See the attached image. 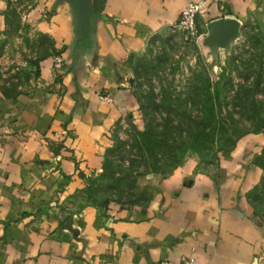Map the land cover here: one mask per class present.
Returning a JSON list of instances; mask_svg holds the SVG:
<instances>
[{"label": "crops", "instance_id": "0c3cea01", "mask_svg": "<svg viewBox=\"0 0 264 264\" xmlns=\"http://www.w3.org/2000/svg\"><path fill=\"white\" fill-rule=\"evenodd\" d=\"M188 1L0 0V28L20 3L56 51L36 67L33 90L0 91V264H160L190 254L264 264V225L248 198L264 177L253 161L264 132L240 139L216 169L188 153L144 204L74 200L102 169L116 126H143L130 56L171 30ZM206 1L200 29L242 22L262 0Z\"/></svg>", "mask_w": 264, "mask_h": 264}, {"label": "rangeland", "instance_id": "374dc122", "mask_svg": "<svg viewBox=\"0 0 264 264\" xmlns=\"http://www.w3.org/2000/svg\"><path fill=\"white\" fill-rule=\"evenodd\" d=\"M19 6L20 3L18 6H12L5 27L0 28V91L11 97L33 90L38 75L36 67L43 58L56 52L51 38L26 20L23 7ZM202 31L208 33V28H201L202 35L192 38L173 26L167 33L152 40L144 51L130 56L134 73V92L139 102L143 126L131 123L116 126L112 133V143L107 148H113L109 152V158L115 165L121 163L129 166L128 157L131 156L130 152H133V133L144 129L148 118L152 116L150 113H144L140 100L145 105L151 104L154 99L159 101L167 91L184 96L185 93L192 92V89L187 87L190 82L197 84L207 77L212 83H227L223 87L221 99L223 112L228 114L227 126L245 132L239 135L235 147L231 150L218 151V145L215 144L211 149L201 152L199 155L202 167L216 169L220 163V155L234 150L240 139L264 132V128L255 130L264 124V0L244 18L239 35L227 47L211 48L205 45ZM192 108L194 113H198L196 105ZM156 117L160 118L159 113ZM263 145L255 149L253 161ZM190 152L193 151L189 150L185 156ZM152 173L154 172L137 177V187L133 191L137 194L133 197L126 185L123 186L120 202L114 200L119 192L113 193L110 190L97 192L96 198L99 203L107 205L112 202L134 204L131 198L145 195V191L153 192L156 179L164 175L160 172L153 175ZM90 177H93L94 187L105 185L108 181L106 178L100 179L97 173H92ZM131 180L130 184L134 182L135 176H132ZM260 184L264 191V179ZM89 194L84 189L75 195L74 200L84 202L90 198ZM253 216L258 223L264 225L263 197L256 201Z\"/></svg>", "mask_w": 264, "mask_h": 264}, {"label": "trees", "instance_id": "16d2710c", "mask_svg": "<svg viewBox=\"0 0 264 264\" xmlns=\"http://www.w3.org/2000/svg\"><path fill=\"white\" fill-rule=\"evenodd\" d=\"M225 83L221 84V81L212 83L207 77L197 84L190 82L187 87L191 88L192 92L185 93L184 96L167 91L159 101L154 99L151 104L145 105L140 100L144 113H150L152 116L148 118L144 129L133 133L131 144L133 152H130L131 156L128 157L129 166L121 163L115 165L109 158V152L113 148H109L106 151L103 169L97 173L100 179L106 178L108 181L105 185L94 187L93 177H90L86 187L91 194L88 200L107 206L98 202L96 194L99 191L110 190L113 193L119 192L114 200L120 202L123 197V186L126 185L133 197L137 194L133 191L137 187L138 176L150 172L169 173L183 161L189 150L200 154L215 144L218 145V151L233 149L239 135L245 131L227 126L228 114L223 112L221 100ZM154 95L152 91L153 98ZM193 105L197 106L198 113L193 112ZM154 113H159L160 118L158 119ZM262 128L264 124L255 130L259 131ZM254 163L264 169V145L255 156ZM132 176H135V180L130 184ZM263 179L264 177L261 181ZM261 181L248 192L249 201L254 208L258 198H264ZM144 194L129 198L133 199L132 203L144 204L152 198L153 192L145 191Z\"/></svg>", "mask_w": 264, "mask_h": 264}, {"label": "built area", "instance_id": "2783aa9c", "mask_svg": "<svg viewBox=\"0 0 264 264\" xmlns=\"http://www.w3.org/2000/svg\"><path fill=\"white\" fill-rule=\"evenodd\" d=\"M207 6L206 0H189L185 7L183 8L181 15L174 25L175 28L179 29L186 36L192 38H198L202 33L200 32L198 24V15L204 10ZM63 58L61 54L54 55V66L60 67L62 65ZM102 98H105L109 101L112 100L110 95H102ZM166 264H206L203 260L196 257L193 254L188 255L184 260L178 263L164 262Z\"/></svg>", "mask_w": 264, "mask_h": 264}, {"label": "water", "instance_id": "95a60500", "mask_svg": "<svg viewBox=\"0 0 264 264\" xmlns=\"http://www.w3.org/2000/svg\"><path fill=\"white\" fill-rule=\"evenodd\" d=\"M207 28L204 44L211 48H225L239 35L242 22L235 17H223L209 22Z\"/></svg>", "mask_w": 264, "mask_h": 264}]
</instances>
